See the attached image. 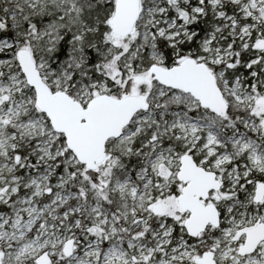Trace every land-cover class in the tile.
Wrapping results in <instances>:
<instances>
[{
  "label": "snow or ice",
  "instance_id": "obj_1",
  "mask_svg": "<svg viewBox=\"0 0 264 264\" xmlns=\"http://www.w3.org/2000/svg\"><path fill=\"white\" fill-rule=\"evenodd\" d=\"M0 264H264V0H0Z\"/></svg>",
  "mask_w": 264,
  "mask_h": 264
}]
</instances>
